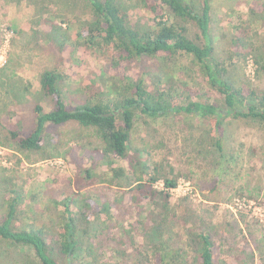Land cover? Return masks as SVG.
Listing matches in <instances>:
<instances>
[{
	"label": "trees",
	"instance_id": "trees-1",
	"mask_svg": "<svg viewBox=\"0 0 264 264\" xmlns=\"http://www.w3.org/2000/svg\"><path fill=\"white\" fill-rule=\"evenodd\" d=\"M87 1L90 19L76 26L71 39L65 29L53 22L45 34L48 40L59 43L60 50L69 47L72 52L84 48L108 53L112 62L104 64L91 81L101 82L99 89L84 103L73 106L67 100L65 76L58 69L46 68L37 78V87L52 107L46 110L36 104L32 129L9 132L19 151L25 153L43 148L48 125L74 124L92 129L103 143L101 149L94 150L98 161L112 175L97 173L92 158V167L82 169L74 178L75 190H63L58 194L61 199H52L56 212L52 228H18L15 224L23 193L10 186L2 200L0 241L30 251L38 264H217L214 239L223 236L213 221L207 224L201 220L191 225L198 216H177L164 189L174 188L180 175L172 176L173 168L168 163L152 161L144 149L131 147L134 117L136 112L154 119L178 116L183 121L190 120L186 124L194 128L204 120L209 127L210 144L221 155L215 162L218 173L221 170L219 178L226 176L225 170L229 169H222L221 165L237 166L238 162L236 155L227 157L222 152L228 123L225 121L264 123V92L229 82L227 67L235 55L244 58L249 54L255 70L264 75V49L248 43L249 51L237 50L234 56L219 60L214 54L216 37L210 27L211 0H134V6L151 13L148 26L131 22L124 1ZM250 10L264 15V1H258L257 8ZM49 17L54 18V14ZM190 23L196 28L191 37ZM238 30L232 42L244 47L245 34ZM176 55L190 59L194 70L218 94L217 99L200 100V93L190 96L181 76L174 78L169 74ZM135 65L139 67L135 74L125 73ZM115 70V75L110 74ZM148 77L154 83L151 87L147 85ZM212 152L197 153L216 155ZM117 160H124L126 167H115ZM158 181L164 189L154 187ZM58 206L62 208L59 210ZM226 220L233 237H238Z\"/></svg>",
	"mask_w": 264,
	"mask_h": 264
},
{
	"label": "rangeland",
	"instance_id": "rangeland-1",
	"mask_svg": "<svg viewBox=\"0 0 264 264\" xmlns=\"http://www.w3.org/2000/svg\"><path fill=\"white\" fill-rule=\"evenodd\" d=\"M121 1L126 4L132 23L151 24V13L134 6V0ZM258 1L264 0H211L210 27L216 37L214 54L219 60L234 56L237 50L249 51L248 43L264 49V15L250 10L257 8ZM197 3L199 5V1ZM50 13L54 18L48 19ZM89 14L87 0H0V68L7 65L0 71V214L4 211L2 200L6 190L10 186L21 190L23 198L15 224L18 228L31 225L52 228L56 213L52 199H61L58 194L63 190H75L74 178L82 169L92 167V158L97 173L112 175L107 166L98 161L94 150L101 149L103 143L92 129L74 124L48 125L43 148L25 153L19 151L10 137L13 130L28 132L32 129L36 104L40 103L46 110L52 107L37 87V75L44 69L55 68L62 72L67 100L73 106L84 103L99 89L101 82L92 84L91 81L104 64L112 62L108 53L84 48L72 52L69 47L60 50L59 43L48 40L45 34L48 24L53 22L65 29L71 39L77 32L76 26L90 19ZM237 29L245 34L244 47L232 42L239 32ZM195 33L196 28L190 23L188 36ZM250 56L235 55L230 58L232 62L227 60L226 77L229 82L249 85L262 93L264 75L255 70L248 60ZM189 62L188 57L176 55L169 74L181 76L190 96L200 93V100L217 99L218 94ZM137 70L139 67L135 65L132 71L127 69L125 73L135 74ZM115 73L116 70L110 72ZM151 77L147 81L150 87L154 85ZM184 94L188 92L184 90ZM186 122L191 123L178 116L154 119L136 112L131 147L144 149L152 161L168 163L173 168L172 176L180 175L176 188L169 192L170 206L179 217L198 216V221L191 225L213 221L219 235L223 236L214 239L217 264H264V123L245 120L227 123L222 152L227 157L236 155L238 163L226 167L222 162L221 168L229 171L225 170L227 175L225 179L222 176L221 181L218 176L221 170L218 173L219 165H215L221 155L210 144L208 124L203 120L194 128ZM198 150L214 151L216 155L197 153ZM125 164L124 160H117L115 167H126ZM158 182L154 184L156 189ZM226 219L234 226L238 237H233ZM0 264L38 263L30 251L0 241Z\"/></svg>",
	"mask_w": 264,
	"mask_h": 264
},
{
	"label": "built area",
	"instance_id": "built-area-1",
	"mask_svg": "<svg viewBox=\"0 0 264 264\" xmlns=\"http://www.w3.org/2000/svg\"><path fill=\"white\" fill-rule=\"evenodd\" d=\"M250 62H251V64L254 66V64H253V60L251 59V58H249L248 59ZM251 66V65H250ZM158 183H160V185H158L159 187H158V189L159 190H161V189H164V186H163V184H162V182H158ZM156 186V185H155ZM174 188H176V186L174 187ZM174 188H171V189H164V190H167V192L169 193L170 191H173V189Z\"/></svg>",
	"mask_w": 264,
	"mask_h": 264
},
{
	"label": "crops",
	"instance_id": "crops-1",
	"mask_svg": "<svg viewBox=\"0 0 264 264\" xmlns=\"http://www.w3.org/2000/svg\"><path fill=\"white\" fill-rule=\"evenodd\" d=\"M38 76H39V75H37V78H38ZM37 86H38V84H37ZM229 121H231V120H230V119H227L225 122L227 123V122H229ZM218 176H219V175H218ZM225 177H226V176H225ZM225 177H223V178L225 179ZM227 179H228V178H227ZM220 180L223 181L222 177H220Z\"/></svg>",
	"mask_w": 264,
	"mask_h": 264
}]
</instances>
